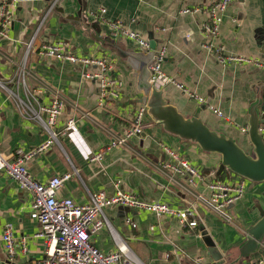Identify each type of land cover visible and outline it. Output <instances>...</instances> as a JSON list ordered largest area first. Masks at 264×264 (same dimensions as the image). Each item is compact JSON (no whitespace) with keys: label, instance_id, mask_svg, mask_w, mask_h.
I'll return each instance as SVG.
<instances>
[{"label":"crops","instance_id":"0c3cea01","mask_svg":"<svg viewBox=\"0 0 264 264\" xmlns=\"http://www.w3.org/2000/svg\"><path fill=\"white\" fill-rule=\"evenodd\" d=\"M216 1L20 0L12 27L0 39V82L13 79L24 63L27 87L37 100L33 108L37 104L48 105L54 94L64 104L54 128L57 142L25 162L33 180L45 184L70 175L56 197L70 198L80 205L86 204L89 194L97 191L113 195L114 184L119 181L122 191L148 202L165 203L174 209L196 206L198 226L193 229L181 228L172 218H156L127 208L105 210L121 245L143 264H213L203 242L205 233L223 255L225 264H264V246L245 261L230 256L244 243L246 229L264 212V184L247 182L243 198L226 210L227 220L197 204L192 193L206 197L205 189L201 186L189 189L181 177L165 172L162 166L168 156L161 145L198 168L208 181L220 174V157L166 134L147 116V111L140 137L104 152L100 161H90L113 138L124 134L140 105L146 107L140 91L150 86V54L128 39L113 38L111 22H121L148 41L152 37L156 46L164 40L167 49L164 73L204 98L206 105H198L171 86L160 90L163 99L183 116H198L210 130L236 139L238 145H243H239L241 148L246 151L247 147L251 152L247 136L241 134L240 128H247V110L257 99L261 101L258 112L264 120V0H236L231 4L213 42L223 47L226 55L256 59L262 68L219 65L209 54L210 40L201 33L202 24L208 22L207 15L181 13L187 8L203 9ZM39 27L33 48L24 61L26 46ZM58 41L66 42L68 53L77 57L107 59L113 66L111 75L123 81L120 100H107L100 106L98 83L82 78L90 68L38 55L41 45ZM207 106L223 113L224 119L209 112ZM70 119L75 120L78 130L72 135L65 134V124ZM46 139L41 126L24 118L7 92L0 88V154L10 159L16 149L35 150ZM225 179L232 178L223 175L221 180ZM31 200L29 192L0 173V263L7 261L1 242L6 225L11 226L18 246L15 261L10 263L32 264L42 258L44 240L34 236L40 226L30 218ZM21 239L25 240V253L19 248ZM90 240L103 253L117 251L107 229Z\"/></svg>","mask_w":264,"mask_h":264},{"label":"built area","instance_id":"2783aa9c","mask_svg":"<svg viewBox=\"0 0 264 264\" xmlns=\"http://www.w3.org/2000/svg\"><path fill=\"white\" fill-rule=\"evenodd\" d=\"M236 0H217L205 8L184 9L182 14L204 13L208 22L201 27L202 35L210 40L207 46L209 54L221 66H252L262 68L260 61L253 58L228 56L224 53L223 47L214 45L213 42L219 36V26L228 10V7ZM20 0H0V39L5 38L12 27L14 14ZM54 5V3H53ZM53 5L50 7L52 9ZM49 9V10H50ZM102 13L105 11L102 10ZM110 32L113 38L128 39L139 46V48L151 54L152 58L148 65L149 84L155 90L160 91L167 86L174 87L190 100L198 105L205 106V99L190 92L174 77L164 73L162 67L166 58V42L161 41L155 50H151L149 41L136 32L129 31L121 22L109 23ZM40 27L35 31L26 46L24 61L33 48V44L39 33ZM68 44L64 41L41 45L38 49L40 57L52 58L71 65L90 68V72H84L82 78L88 81L97 82L99 85V105L102 106L107 100H120L122 96L123 81L111 75L112 64L104 58L77 57L68 53ZM0 88L7 92L12 101L16 104L23 117L38 123L46 132V141L28 152L18 148L12 158L6 159L0 154V173L14 180L21 189L26 190L32 196L30 204V218L36 221L40 229L34 235L35 238L44 240L43 255L40 260L32 264H143L133 256L127 248L121 245L114 229L105 216V210L111 207H122L133 211L152 214L156 218L175 219L181 228H196L198 226L196 206H188L181 209L171 208L169 205L160 202H148L138 198L130 192L122 191L116 182L115 193L111 196L105 192L97 191L89 194L86 204H76L70 198L58 199L57 191L62 187L64 181L70 178L65 175L61 178L51 179L47 183H39L33 180L25 167V162L31 160L36 154L44 152L47 148L57 142L54 128L58 118L64 111V104L61 98L54 94L48 105H39L33 92L27 87V76L25 64L18 68L13 79L1 83ZM209 112L224 119V114L212 106H207ZM146 107L139 106L133 113L129 126L122 136L113 138L108 146L90 158L91 162L100 161L104 152L116 146H125L132 139L143 134L144 117ZM264 132V128L260 129ZM77 125L74 119L65 124V134L77 133ZM241 134H247V128H240ZM162 151L168 156V161L163 164L162 169L172 176L181 177L192 190L199 186L205 189L207 196L192 193L197 204H201L211 210L224 220L226 210L239 202L246 193L247 181L235 176L232 179L221 181L206 180L202 172L182 159L177 152L167 146L161 145ZM129 224V222H127ZM132 227H135L134 224ZM107 229L111 232L117 251L103 253L93 246L91 237ZM3 252L9 262H14L18 246L13 238L12 228L6 225L1 236ZM19 248L26 252L25 240L21 239Z\"/></svg>","mask_w":264,"mask_h":264},{"label":"water","instance_id":"95a60500","mask_svg":"<svg viewBox=\"0 0 264 264\" xmlns=\"http://www.w3.org/2000/svg\"><path fill=\"white\" fill-rule=\"evenodd\" d=\"M149 44L151 50H155L156 43L152 37L149 39ZM150 58H152L151 54ZM140 94L146 99L147 116L166 134L196 145L204 153L219 156L220 173L225 169L250 184H264V135L260 131L264 120L260 118L258 112L261 103L259 99L247 110L248 126L245 135L252 149L251 153H247L233 138L210 130L198 116H183L176 107L167 104L162 97V91H157L150 85L145 86ZM205 235L206 233L202 235L203 242L208 248L213 264H225V259L217 251L213 240ZM262 246H264V212H260L259 220L246 229L244 243L233 250L230 256L234 260L245 261ZM0 264L14 263L3 261Z\"/></svg>","mask_w":264,"mask_h":264},{"label":"rangeland","instance_id":"374dc122","mask_svg":"<svg viewBox=\"0 0 264 264\" xmlns=\"http://www.w3.org/2000/svg\"><path fill=\"white\" fill-rule=\"evenodd\" d=\"M208 128L211 129L210 127H208ZM212 131H214V130H212ZM235 140H236V139H235ZM237 142H238V141H237ZM237 142H236V143H237ZM238 143H239V142H238ZM239 145H240L241 147H243V145H241V144H239ZM245 149H246V152H247V153H251L250 150L247 149V147H245ZM223 175H224V177H225L226 175H230L231 178H235V176H234L233 174H231V173H230L229 171H227V170L224 172ZM223 175H221V177H223ZM176 177H177V176H176ZM248 184H249V183H248ZM230 219H231V217H230ZM232 220H233V219H232ZM234 223H238V222L234 221Z\"/></svg>","mask_w":264,"mask_h":264},{"label":"trees","instance_id":"16d2710c","mask_svg":"<svg viewBox=\"0 0 264 264\" xmlns=\"http://www.w3.org/2000/svg\"><path fill=\"white\" fill-rule=\"evenodd\" d=\"M225 171L226 170L224 169L219 175H216L215 180L221 181V175H223Z\"/></svg>","mask_w":264,"mask_h":264}]
</instances>
